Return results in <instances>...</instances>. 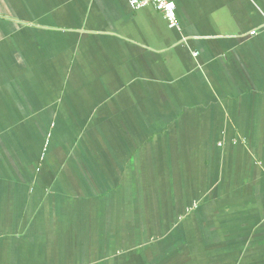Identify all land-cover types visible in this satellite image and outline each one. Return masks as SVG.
<instances>
[{
  "label": "crops",
  "instance_id": "1",
  "mask_svg": "<svg viewBox=\"0 0 264 264\" xmlns=\"http://www.w3.org/2000/svg\"><path fill=\"white\" fill-rule=\"evenodd\" d=\"M175 3L0 0V264H264V0Z\"/></svg>",
  "mask_w": 264,
  "mask_h": 264
},
{
  "label": "built area",
  "instance_id": "2",
  "mask_svg": "<svg viewBox=\"0 0 264 264\" xmlns=\"http://www.w3.org/2000/svg\"><path fill=\"white\" fill-rule=\"evenodd\" d=\"M131 6L135 9H139L148 5L154 6L156 9L163 12L166 19L176 25L177 27L180 24L179 18L176 12V3L175 0H129ZM256 31H252V34H255Z\"/></svg>",
  "mask_w": 264,
  "mask_h": 264
}]
</instances>
